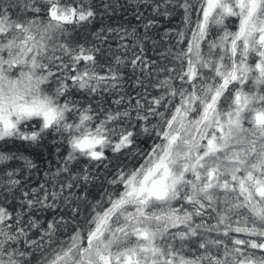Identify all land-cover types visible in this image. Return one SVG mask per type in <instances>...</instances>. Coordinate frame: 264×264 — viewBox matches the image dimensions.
<instances>
[{"label": "snow or ice", "instance_id": "obj_1", "mask_svg": "<svg viewBox=\"0 0 264 264\" xmlns=\"http://www.w3.org/2000/svg\"><path fill=\"white\" fill-rule=\"evenodd\" d=\"M0 264H264V0H0Z\"/></svg>", "mask_w": 264, "mask_h": 264}, {"label": "trees", "instance_id": "obj_2", "mask_svg": "<svg viewBox=\"0 0 264 264\" xmlns=\"http://www.w3.org/2000/svg\"><path fill=\"white\" fill-rule=\"evenodd\" d=\"M94 2H98V0H94ZM105 22L107 23L108 21L106 20ZM96 26L98 27L99 25H96ZM73 36H74V39H75L76 41H80V40H81V35H80V33H74ZM49 148H51V149L54 151V146H49ZM49 148H42V149H38V150H37V149L21 148V150L24 151V153H25L26 155H31V156L35 159V158H36V154H37V152H43L45 155H48ZM108 155L111 157L112 154L109 153ZM83 163H84V162L82 161V162H81V165H82ZM118 163H120V160H118V159H116V158H112V159H111V162H110V164H109V168H108L107 170L104 169V168H100V169H98V170H96V171H99V173H100V175H101V178H103L104 176H108V175H110L112 169H114L115 166H116ZM81 165H78V167L81 166ZM90 191H91L94 195L98 194V190H97V187H96V186H93L92 188H90Z\"/></svg>", "mask_w": 264, "mask_h": 264}]
</instances>
